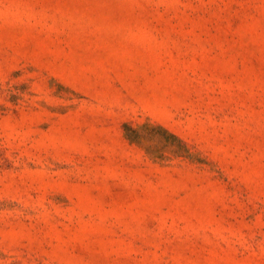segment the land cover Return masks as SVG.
<instances>
[{
  "label": "rangeland",
  "instance_id": "1",
  "mask_svg": "<svg viewBox=\"0 0 264 264\" xmlns=\"http://www.w3.org/2000/svg\"><path fill=\"white\" fill-rule=\"evenodd\" d=\"M0 264H264V0H0Z\"/></svg>",
  "mask_w": 264,
  "mask_h": 264
}]
</instances>
